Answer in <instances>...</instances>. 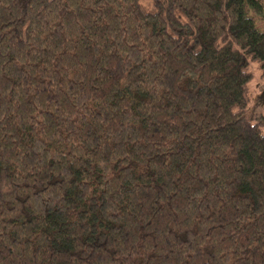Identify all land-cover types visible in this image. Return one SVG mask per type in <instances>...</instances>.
<instances>
[{"label": "trees", "instance_id": "obj_1", "mask_svg": "<svg viewBox=\"0 0 264 264\" xmlns=\"http://www.w3.org/2000/svg\"><path fill=\"white\" fill-rule=\"evenodd\" d=\"M262 0H0V264H264Z\"/></svg>", "mask_w": 264, "mask_h": 264}, {"label": "rangeland", "instance_id": "obj_2", "mask_svg": "<svg viewBox=\"0 0 264 264\" xmlns=\"http://www.w3.org/2000/svg\"><path fill=\"white\" fill-rule=\"evenodd\" d=\"M264 5V0H262ZM251 15L255 20L258 29L264 32V11L256 13L251 11ZM254 78L250 84V106L249 111L246 114V118L253 123L260 121L264 118V78L262 77L261 69L257 63L250 62L249 66ZM262 131L264 132V125H262Z\"/></svg>", "mask_w": 264, "mask_h": 264}]
</instances>
